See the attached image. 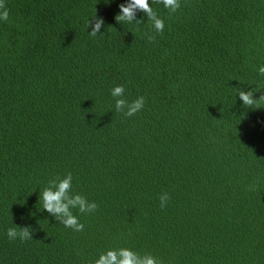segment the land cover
Masks as SVG:
<instances>
[{
    "label": "trees",
    "instance_id": "16d2710c",
    "mask_svg": "<svg viewBox=\"0 0 264 264\" xmlns=\"http://www.w3.org/2000/svg\"><path fill=\"white\" fill-rule=\"evenodd\" d=\"M5 2L0 264H90L119 247L163 264H264V108H244L236 89L264 92V0H181L172 14L149 0L163 34L141 12L139 26L117 23L126 0ZM117 85L145 97L136 115L116 112ZM68 172L99 205L73 209L81 232L39 199ZM14 225L33 239L10 241Z\"/></svg>",
    "mask_w": 264,
    "mask_h": 264
},
{
    "label": "clouds",
    "instance_id": "9594fccd",
    "mask_svg": "<svg viewBox=\"0 0 264 264\" xmlns=\"http://www.w3.org/2000/svg\"><path fill=\"white\" fill-rule=\"evenodd\" d=\"M162 4L169 13H175L181 8V0H151V4ZM120 12L115 16L117 23H134L137 26L144 23V19H137V13L141 12L147 17V21L154 28L155 33L163 34L165 28L164 19H162L157 11L150 5L149 0H126V3L119 5ZM9 20V9L5 0H0V21L7 22ZM104 26V20L96 13L86 22L87 30L90 37L95 38L101 34L100 30ZM123 35V34H122ZM149 43L155 42V34H147ZM258 73L264 76V65L258 67ZM239 99L246 109L264 108V92L261 93L259 99H254L256 92L262 89L244 90L237 87ZM111 96L115 99V110L122 113L125 117H132L144 108L145 97L139 96L129 102L125 98V87L117 85L111 90ZM73 176L68 172L65 176H56L48 180L46 187L40 192L39 199L42 201V208L55 218L60 224L73 231L81 232L84 230V224L79 221L78 216L74 215L73 209H77L81 214H91L98 210L99 205L95 201H89L88 198L80 193L73 192ZM249 191L255 190V185L251 186ZM160 207L166 208L171 196L168 192H163L158 197ZM34 229L31 226H17L7 229V237L10 241L19 239L21 242L33 239ZM90 264H163V260L152 255L151 253L140 252L128 247L112 248L103 251L99 257L90 262Z\"/></svg>",
    "mask_w": 264,
    "mask_h": 264
}]
</instances>
